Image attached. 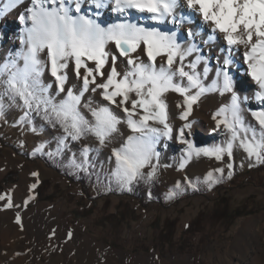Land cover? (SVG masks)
<instances>
[{
	"label": "rangeland",
	"instance_id": "obj_1",
	"mask_svg": "<svg viewBox=\"0 0 264 264\" xmlns=\"http://www.w3.org/2000/svg\"><path fill=\"white\" fill-rule=\"evenodd\" d=\"M17 46L9 42L0 52V63L18 52ZM208 57L211 62L213 56ZM233 78L234 91L247 97L242 99L245 123L259 132L251 114L264 109V103L254 101L259 87L236 72ZM42 80L50 84L44 75ZM50 95L59 101L66 93L57 94L52 86ZM230 98V93L218 92L202 99L203 129L187 136L197 147L224 144L230 137L213 119ZM182 99L177 93L167 94L172 138L161 137L156 145L154 191L144 189L137 195L132 186L130 191L121 188L113 177L112 150L132 134L126 125L121 124L104 146L92 135L60 144L62 127L36 113L22 121L25 109L8 106L6 100L0 116V196L5 197L0 200V264H264V172L258 167L262 163L237 146L231 157L193 156L181 169L186 146L177 136L185 121L176 105ZM114 110L123 120L119 109ZM82 111L93 120L90 112ZM41 144L44 150L36 152ZM85 148L91 149L86 156ZM34 152L49 160L29 156ZM82 161L96 173L94 183L67 175ZM218 168L224 172H215ZM249 171L253 172L246 176ZM209 172L218 179L211 187L206 182ZM169 191L177 195L169 199Z\"/></svg>",
	"mask_w": 264,
	"mask_h": 264
},
{
	"label": "snow or ice",
	"instance_id": "obj_2",
	"mask_svg": "<svg viewBox=\"0 0 264 264\" xmlns=\"http://www.w3.org/2000/svg\"><path fill=\"white\" fill-rule=\"evenodd\" d=\"M18 2L22 0H10L9 6L15 7ZM31 4L19 16L25 25L20 36L23 47L0 63V116L4 114L6 100L8 106L25 109L22 121L32 113H43L44 119L63 128L60 144L68 138L80 140L92 135L104 146L119 133L121 124L126 125L132 134L112 150L116 162L113 177L121 188L130 191L133 183L140 179L150 181L156 175L159 161L156 145L161 137L172 138L167 94L173 92L183 98L176 105L181 109L180 118L185 121L177 136L186 146L181 169L193 156L217 160L231 157L237 146L257 163H264V109L251 113L259 125L257 132L245 123L241 104L247 97L242 98L234 91L235 82L230 74L232 54L243 46L247 73L259 87L255 98L264 103V0H31ZM87 4L97 10L111 5L110 10L122 19L102 24L90 14ZM186 10L198 14L210 25V41L219 36L226 43L221 51L228 54L208 85L204 80L212 69L207 58L199 54L195 42L184 44L175 31H164L132 19L133 13H137L140 18L157 24L168 20L182 24L191 18L185 14ZM100 15V11L95 12V17ZM189 35L195 36V33L190 31ZM110 44L114 52L107 50ZM138 50L144 53L147 62L140 59ZM119 59L128 66L123 71H118ZM69 63L74 65L75 75L82 81L77 92L65 88ZM198 65H203L202 71H197ZM45 69L54 77L57 94L66 93L63 99L57 101L50 95L52 85L42 80ZM98 78H103V82L97 83ZM97 89L106 103L94 106L89 98L82 104L85 93H95ZM208 92L231 94L230 102L213 116L216 127L223 126L231 135L224 144L197 147L187 138L193 127L189 117L194 105ZM113 106L119 109L123 120ZM82 109L90 112L93 120L86 118ZM32 130L36 131L35 127ZM44 147L41 144L35 151L42 152ZM90 150L84 149L85 156ZM85 163L82 161L76 167L87 171ZM228 167L233 165L229 163ZM146 168L150 169L147 173ZM214 171L223 173L224 169ZM206 182L211 187L218 179L209 172ZM176 195L175 191H169L167 198ZM2 199L5 197L0 196ZM7 206L11 207L10 198Z\"/></svg>",
	"mask_w": 264,
	"mask_h": 264
},
{
	"label": "bare ground",
	"instance_id": "obj_3",
	"mask_svg": "<svg viewBox=\"0 0 264 264\" xmlns=\"http://www.w3.org/2000/svg\"><path fill=\"white\" fill-rule=\"evenodd\" d=\"M9 5H10V0H0V52L5 46L9 44V42L16 43L19 49L23 47V45L21 44L20 36L22 34V30L25 27V25L21 23V21L19 20V16L21 14H24L26 12V9L32 6L31 0H22V2H18L15 7H10ZM6 6L9 7L6 8ZM86 7L89 8L90 14L94 18H97L99 22H101L102 24L106 25L108 23L116 22L118 18L122 19V17H118L116 13L110 10L111 5H108L107 7L99 10L95 9L90 4H87ZM96 11H100L101 15L99 17H95ZM185 14H190L191 18L188 22H184L182 24L173 23L171 20L166 21L164 24H157L156 22H152L140 18L139 14L137 13H133L132 19L134 20V22H140L146 25L161 27L162 30L164 31H175L178 33L180 41L184 44L187 42V40L191 41V43L195 42L199 46L200 49L199 54L207 58L208 66L212 69V71L208 73V78L206 79L209 80V84H210L211 81L215 78L216 68L223 63V58L228 54L226 51H221V49L226 48V43L221 38H219V36L214 41H210L209 37L212 35L210 25L205 23L198 14L191 13L190 10H186ZM190 31L195 33V36L189 35ZM107 50L110 52H114L115 48L113 45L110 44ZM243 51L244 48L243 46H241L239 51L233 52L232 54L233 64L230 66V74L233 77V73L236 72L240 74V76H244V80H245L244 82L251 84L254 83L255 81H253L247 73V65L243 57ZM137 54L139 55L140 59H143L145 60V62H147V58L143 52H140L138 50ZM209 55L213 56V60L211 62L208 61ZM188 59L189 60L193 59V57H189ZM159 63H157L158 66ZM187 63L188 60H185V64ZM117 65H118V71H123L128 67L126 63L123 61V59H119L117 61ZM89 66H92L91 62H89ZM202 69H203V65H198L197 71H202ZM43 75L45 76V79L47 80L48 83H50L52 86L57 88V85L54 81V77L51 76V73L48 69H45ZM67 75H68V80L67 83L65 84V88L66 89L72 88L74 92H77L82 85V81L76 77L74 72V65L72 63H69V67L67 69ZM101 82H103V78H98L97 83H101ZM100 91H101L100 89H97L95 93L89 91L88 93H85V98L88 97L92 99L94 105L106 103L105 101H103V98L100 95ZM256 92L257 91L254 92V101L256 102L258 101L259 103V100L255 98ZM217 93L218 92L206 93L201 97L199 104L194 105L192 115H193V119L194 118L195 119L194 121H192L193 122L192 130L196 128L200 130L203 129L200 118L205 119L206 114H205V109L201 106L202 99L208 95L214 97L216 96ZM241 107L244 111L245 103L243 101Z\"/></svg>",
	"mask_w": 264,
	"mask_h": 264
},
{
	"label": "trees",
	"instance_id": "obj_4",
	"mask_svg": "<svg viewBox=\"0 0 264 264\" xmlns=\"http://www.w3.org/2000/svg\"><path fill=\"white\" fill-rule=\"evenodd\" d=\"M42 116H43V113H40ZM53 155H55V153H53ZM29 156L33 157V156H39V157H44L46 160H49L48 156L44 155V154H30ZM0 157H1V153H0ZM84 167L87 168V171H84L83 168H78L76 167L75 170H71V172L69 171H66L67 172V175L71 176V177H74V179H77V180H81L83 182H86V183H94L96 180V173L89 168L88 165H85L84 164ZM261 170H262V173L264 172V163H262L260 166H258ZM251 172L253 171H249V172H246V176L248 174H250ZM4 183H8L9 181L8 180H3ZM154 185L155 183L153 184V181L150 180V182H148L147 180H144V179H140L138 180L137 182L133 183L132 185V193L134 195H137V193H140L141 191H143L144 189H148L150 192H153L154 191ZM1 184H0V188H1Z\"/></svg>",
	"mask_w": 264,
	"mask_h": 264
}]
</instances>
